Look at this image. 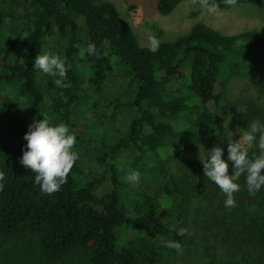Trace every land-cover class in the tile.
I'll return each mask as SVG.
<instances>
[{
    "label": "trees",
    "instance_id": "16d2710c",
    "mask_svg": "<svg viewBox=\"0 0 264 264\" xmlns=\"http://www.w3.org/2000/svg\"><path fill=\"white\" fill-rule=\"evenodd\" d=\"M182 1L191 0H156V8L168 14ZM89 44L99 59L80 56L76 45ZM149 47L109 0H22L21 10L0 0V264H60L74 253L84 264H142L137 242L187 243L189 188L223 212L227 247L264 252V186L253 195L242 175L229 209L201 159L190 157L206 146V158L221 146L228 160V143L238 136H229L221 103L233 78L263 92L264 74L257 71L264 65V29L224 34L196 23L159 42L157 52ZM44 52L71 65L68 87L34 69ZM115 73L128 79V89L101 111L104 85ZM232 109L242 131L253 120L264 123V100L249 98ZM44 117L70 128L80 154L67 183L52 195L20 162L29 126ZM247 150L249 158L259 155L258 136ZM129 170L140 173L131 193L121 178ZM124 228L137 235L120 244ZM180 228L188 234L177 235ZM206 264L225 262L209 253Z\"/></svg>",
    "mask_w": 264,
    "mask_h": 264
},
{
    "label": "rangeland",
    "instance_id": "374dc122",
    "mask_svg": "<svg viewBox=\"0 0 264 264\" xmlns=\"http://www.w3.org/2000/svg\"><path fill=\"white\" fill-rule=\"evenodd\" d=\"M113 2L119 13L133 26L134 32L144 46H150V37H155L158 42L173 40L188 32L196 23H204L224 34H236L246 30L264 29V0H247L230 8H219L215 13L210 12L199 3L182 1L171 13L160 14L156 8V0H109ZM22 0H3L6 8L21 10ZM264 74V65L258 71ZM128 79L119 73H115L104 85V97L100 110L115 97L120 96L128 89ZM263 92H259L258 86L252 85L247 79L233 78L228 83L227 94L221 103V113L224 123L228 126L229 136L241 137L243 132L236 124V113L232 109L235 105L242 104L249 98L257 101L264 100ZM248 148V146H246ZM206 152L201 147L190 157L200 158ZM94 163V161H92ZM123 162L119 163L122 168ZM179 169V168H177ZM126 180V175H121ZM131 193L135 184L127 183L124 187ZM191 193V201L188 206L189 236L183 246L182 253H177L164 247L158 242H137L142 264H206L209 253H215L220 261L225 264H264V252L248 251L247 248H231L223 242V212L219 207L210 206L203 193L196 189ZM150 191H152L150 189ZM137 232L124 228L121 230L120 244L127 238L136 237ZM10 242L5 247H10ZM17 256L16 252L14 254ZM60 264H84L83 256L79 253L70 255Z\"/></svg>",
    "mask_w": 264,
    "mask_h": 264
},
{
    "label": "clouds",
    "instance_id": "9594fccd",
    "mask_svg": "<svg viewBox=\"0 0 264 264\" xmlns=\"http://www.w3.org/2000/svg\"><path fill=\"white\" fill-rule=\"evenodd\" d=\"M192 4L199 3L201 7H206L210 12H217L219 5L210 0H191ZM229 6H235L237 0H224ZM149 51L155 53L159 50V42L155 37H150ZM79 54L83 57L95 55L100 58V52L95 44H89L87 48L76 45ZM71 65L66 66L65 60L59 55L50 52L39 53L34 60V69L53 77L54 83L59 88H66L69 85L64 83ZM260 149L259 155L249 158L246 146H252L257 141ZM27 141L26 151L23 152L21 164L30 168L35 173V183L40 185L44 194L52 195L61 190L62 185L67 183L68 177L80 159L78 151L74 150L77 144L75 134L71 133L66 124L51 125L47 118L35 121L29 126V131L25 134ZM228 160L224 156V149L215 146L207 152V157L201 155L205 176L213 181L220 190L226 194L225 207L231 209L236 206L234 193L241 190L238 182L240 177L246 174V184L248 191L255 194L264 186V123L259 119L253 120L248 129L241 132L238 140L228 143ZM210 157V159L208 158ZM233 170L230 172V163ZM5 179V173L0 171V181ZM126 179L131 184H138L140 173L137 170H129ZM4 190V184L0 183V191ZM188 234L187 228H180L177 235ZM166 247L174 249L178 254L182 253L183 246L178 241H168Z\"/></svg>",
    "mask_w": 264,
    "mask_h": 264
}]
</instances>
